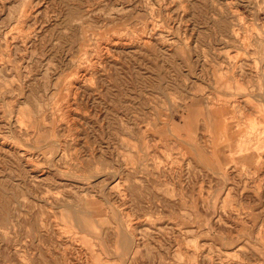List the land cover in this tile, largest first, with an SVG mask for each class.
<instances>
[{"label":"rangeland","instance_id":"obj_1","mask_svg":"<svg viewBox=\"0 0 264 264\" xmlns=\"http://www.w3.org/2000/svg\"><path fill=\"white\" fill-rule=\"evenodd\" d=\"M0 264H264V0H0Z\"/></svg>","mask_w":264,"mask_h":264},{"label":"bare ground","instance_id":"obj_2","mask_svg":"<svg viewBox=\"0 0 264 264\" xmlns=\"http://www.w3.org/2000/svg\"><path fill=\"white\" fill-rule=\"evenodd\" d=\"M189 115V114H188Z\"/></svg>","mask_w":264,"mask_h":264}]
</instances>
